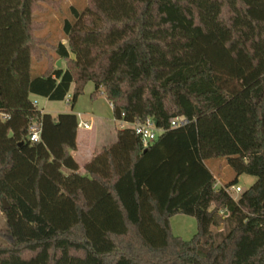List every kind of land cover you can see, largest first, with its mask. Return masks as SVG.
Segmentation results:
<instances>
[{"label": "trees", "instance_id": "1", "mask_svg": "<svg viewBox=\"0 0 264 264\" xmlns=\"http://www.w3.org/2000/svg\"><path fill=\"white\" fill-rule=\"evenodd\" d=\"M41 1L0 0V264H264V0H89L55 46L66 67L37 73ZM88 82L114 119L165 131L144 147L118 128L83 173L77 114L54 117L32 95L74 87V107ZM176 116L190 122L171 128ZM219 158L236 178L217 188ZM243 174L256 181L235 198L226 188ZM176 214L197 219L190 240L172 233Z\"/></svg>", "mask_w": 264, "mask_h": 264}, {"label": "rangeland", "instance_id": "2", "mask_svg": "<svg viewBox=\"0 0 264 264\" xmlns=\"http://www.w3.org/2000/svg\"><path fill=\"white\" fill-rule=\"evenodd\" d=\"M89 0H42L34 12V19L38 23L35 33L40 38H45L47 44L48 55L43 61L34 58L33 69L40 71L51 60L55 65L61 60V67H66V60L59 57L56 51V45L63 42L68 45V39L64 31L66 19L74 20L72 7L79 11H83ZM50 59V60H49ZM59 59V60H58ZM35 67V68H34ZM74 87L65 100L55 101L45 97L32 95V99L38 102L39 108L46 112L58 114L65 112H75L78 114L79 121L88 122L91 127L85 129L80 127V142L81 145L87 140H92V137L97 133H103L105 130L114 131L120 128L113 115V107L104 94L93 96L95 84L88 82L84 92L79 96L76 104L72 107L69 99L73 95ZM89 138V139H88ZM213 162V163H211ZM209 164L213 167L216 176V187L220 188L227 182L236 178V173L226 162V159L219 158L211 160ZM215 165V166H214ZM256 181V177L248 174H243L238 177V185L243 188V191L249 188ZM221 185V186H220ZM231 194L238 198L241 192L231 191ZM223 216L226 214L224 212ZM171 230L174 235L181 236L184 240H190L198 231V222L194 216L186 214H176L170 220ZM0 226H6V218L0 208ZM225 229V224L219 227H213L216 233ZM6 243V239L0 236V244Z\"/></svg>", "mask_w": 264, "mask_h": 264}, {"label": "built area", "instance_id": "3", "mask_svg": "<svg viewBox=\"0 0 264 264\" xmlns=\"http://www.w3.org/2000/svg\"><path fill=\"white\" fill-rule=\"evenodd\" d=\"M70 101V99H69ZM35 105H38V102L35 100ZM120 128L131 127L134 129L135 133L141 138V142L144 147H149L153 144L159 136L165 131L164 128H161L156 124V120L153 117H147L144 120H137L134 122L127 121L125 119L117 120ZM190 120L185 116H176L170 119L171 128H179L187 125ZM78 127L89 129L91 125L86 121H79ZM42 124L40 122H34L30 126L29 138L33 142H37L41 138ZM221 186V185H220ZM216 187V185H215ZM227 192L231 191L243 192V188L240 185H234L230 188H226Z\"/></svg>", "mask_w": 264, "mask_h": 264}, {"label": "crops", "instance_id": "4", "mask_svg": "<svg viewBox=\"0 0 264 264\" xmlns=\"http://www.w3.org/2000/svg\"><path fill=\"white\" fill-rule=\"evenodd\" d=\"M59 60V59H58ZM58 63V61H57ZM47 65H45V67H43L39 72L36 71L37 73H41L44 72L47 68ZM35 68V67H34ZM35 101V100H34ZM39 105V104H38ZM39 107V106H38ZM43 112H46L45 110L42 109ZM49 113V112H47ZM67 113V112H65ZM75 113V112H73ZM52 114L54 117L58 116L60 113L58 114ZM78 116V114H77ZM117 132L118 130L115 129L114 131L111 130H105V132L103 133H97L92 137V140H87L84 145H81L80 142V129L78 128V136H77V142H78V146H77V150L73 151V156L74 158L77 160V162L80 164L81 166V171L83 173H85V166L86 164L95 156L97 155V153L104 147L107 145H110L112 143H114L117 140ZM89 139V138H88ZM215 166V165H214ZM212 171L213 167L210 166ZM215 174V172H214Z\"/></svg>", "mask_w": 264, "mask_h": 264}, {"label": "water", "instance_id": "5", "mask_svg": "<svg viewBox=\"0 0 264 264\" xmlns=\"http://www.w3.org/2000/svg\"><path fill=\"white\" fill-rule=\"evenodd\" d=\"M57 65L58 67H61V60H59ZM156 124H157V120H156ZM3 205H4V208H7L9 206L6 199H3Z\"/></svg>", "mask_w": 264, "mask_h": 264}]
</instances>
